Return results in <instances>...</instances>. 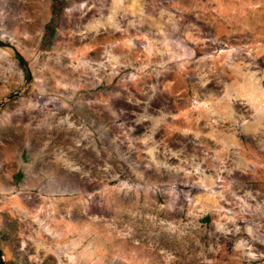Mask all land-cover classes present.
<instances>
[{
	"label": "rangeland",
	"instance_id": "rangeland-1",
	"mask_svg": "<svg viewBox=\"0 0 264 264\" xmlns=\"http://www.w3.org/2000/svg\"><path fill=\"white\" fill-rule=\"evenodd\" d=\"M61 1L0 0L7 264H264V0Z\"/></svg>",
	"mask_w": 264,
	"mask_h": 264
},
{
	"label": "trees",
	"instance_id": "trees-1",
	"mask_svg": "<svg viewBox=\"0 0 264 264\" xmlns=\"http://www.w3.org/2000/svg\"><path fill=\"white\" fill-rule=\"evenodd\" d=\"M54 2H55V4H54V19H53V21H51V24L49 23L48 25H47V30H48V32H49V35L52 37V36H54V33H55V29H56V25L54 24V21H55V19L56 18H58L59 17V14H60V10H61V8H62V1L61 0H53ZM17 177L19 178V179H21L22 178V174L21 173H19L18 175H17ZM207 219L209 218L208 216L206 217Z\"/></svg>",
	"mask_w": 264,
	"mask_h": 264
},
{
	"label": "water",
	"instance_id": "water-1",
	"mask_svg": "<svg viewBox=\"0 0 264 264\" xmlns=\"http://www.w3.org/2000/svg\"><path fill=\"white\" fill-rule=\"evenodd\" d=\"M0 46H8L6 43H4L3 41H0ZM16 54L20 60V63L27 67L28 66V63L25 61V59L23 58V56L18 52L16 51ZM29 79H30V73H29ZM20 91L16 92V93H13L12 95L8 96L7 98L8 99H11L13 97H15L17 94H19ZM1 105L2 103H0V108H1ZM0 264H7V262L5 261V258H4V251L3 249L1 248L0 246Z\"/></svg>",
	"mask_w": 264,
	"mask_h": 264
}]
</instances>
